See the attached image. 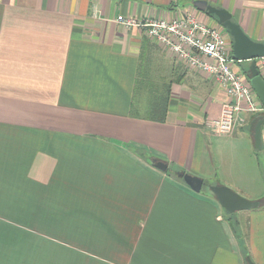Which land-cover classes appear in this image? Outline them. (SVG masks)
Instances as JSON below:
<instances>
[{
  "label": "crops",
  "instance_id": "1",
  "mask_svg": "<svg viewBox=\"0 0 264 264\" xmlns=\"http://www.w3.org/2000/svg\"><path fill=\"white\" fill-rule=\"evenodd\" d=\"M197 1L264 43V0H0V264H264L251 61L232 67L261 110L222 136L224 88L147 27L117 22L192 15L228 35ZM210 186L263 205L227 214Z\"/></svg>",
  "mask_w": 264,
  "mask_h": 264
},
{
  "label": "built area",
  "instance_id": "2",
  "mask_svg": "<svg viewBox=\"0 0 264 264\" xmlns=\"http://www.w3.org/2000/svg\"><path fill=\"white\" fill-rule=\"evenodd\" d=\"M117 22L126 28L147 27L149 34L169 46L172 51L191 66L198 67L224 88L229 101L222 106L219 119L213 122L215 131L230 135L243 122L241 113L259 112L255 94L249 84L233 70L235 62L228 52L229 36L199 22L192 15L174 21H148L138 23L123 16ZM210 58L213 63L201 58ZM264 79V57L258 60Z\"/></svg>",
  "mask_w": 264,
  "mask_h": 264
},
{
  "label": "water",
  "instance_id": "3",
  "mask_svg": "<svg viewBox=\"0 0 264 264\" xmlns=\"http://www.w3.org/2000/svg\"><path fill=\"white\" fill-rule=\"evenodd\" d=\"M194 5L207 15L216 19L222 28L228 33L232 40V58L234 61H251L249 83L264 106V79L260 75L257 61L264 57V43H258L250 39L241 27L233 22L231 15L224 9L208 5L207 2L197 1ZM259 127L256 139L260 135ZM159 170L166 172L167 164L159 161L155 165ZM184 183L193 191L200 193L204 182L202 179L189 175L177 174ZM210 192L216 197L221 207L227 214H234L240 211H251L260 208L263 204L259 201H249L225 186H210ZM248 264H254L247 258Z\"/></svg>",
  "mask_w": 264,
  "mask_h": 264
},
{
  "label": "trees",
  "instance_id": "4",
  "mask_svg": "<svg viewBox=\"0 0 264 264\" xmlns=\"http://www.w3.org/2000/svg\"><path fill=\"white\" fill-rule=\"evenodd\" d=\"M158 109H159V111L161 112V109H162V108H161L160 106L158 107ZM160 116L164 117V113L162 112V113L160 114ZM163 120H164V118H161V119H160V121H163ZM231 225H232L233 229L236 231V229H237L236 226H235L234 224H231Z\"/></svg>",
  "mask_w": 264,
  "mask_h": 264
},
{
  "label": "rangeland",
  "instance_id": "5",
  "mask_svg": "<svg viewBox=\"0 0 264 264\" xmlns=\"http://www.w3.org/2000/svg\"><path fill=\"white\" fill-rule=\"evenodd\" d=\"M207 190V188H205Z\"/></svg>",
  "mask_w": 264,
  "mask_h": 264
}]
</instances>
